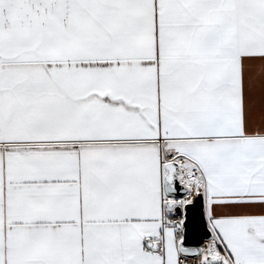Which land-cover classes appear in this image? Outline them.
Masks as SVG:
<instances>
[{
	"label": "snow or ice",
	"instance_id": "snow-or-ice-1",
	"mask_svg": "<svg viewBox=\"0 0 264 264\" xmlns=\"http://www.w3.org/2000/svg\"><path fill=\"white\" fill-rule=\"evenodd\" d=\"M0 264H264V0H0Z\"/></svg>",
	"mask_w": 264,
	"mask_h": 264
}]
</instances>
